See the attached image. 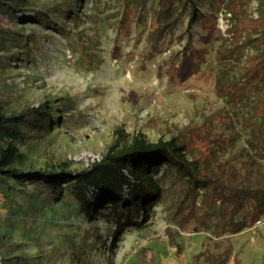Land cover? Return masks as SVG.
Here are the masks:
<instances>
[{
    "label": "rangeland",
    "instance_id": "1",
    "mask_svg": "<svg viewBox=\"0 0 264 264\" xmlns=\"http://www.w3.org/2000/svg\"><path fill=\"white\" fill-rule=\"evenodd\" d=\"M159 0H30L10 21L1 5L9 108L49 106L52 128L16 144L23 171L72 172L143 135L156 143L180 137L188 157L264 164V82L250 78L264 51V0H197L158 42L149 38ZM191 38V39H189ZM0 195V261L17 264H264V219L230 235L215 219L179 224L173 194L151 208L142 227L114 236L110 204L91 219L68 184L56 195L35 182ZM202 200V198L200 199ZM202 220V219H201ZM167 229L183 248L172 245ZM243 255V258H241Z\"/></svg>",
    "mask_w": 264,
    "mask_h": 264
},
{
    "label": "trees",
    "instance_id": "2",
    "mask_svg": "<svg viewBox=\"0 0 264 264\" xmlns=\"http://www.w3.org/2000/svg\"><path fill=\"white\" fill-rule=\"evenodd\" d=\"M29 2L0 0V4L8 6L3 13L10 21L22 17ZM188 8H191L190 33L200 18L197 0H159L149 38L160 41ZM11 32L0 22V52L5 49V37ZM6 59L0 54V195L9 197L16 191L10 180L19 184L35 182L56 195L69 183L70 195L91 219L97 210L111 205V217L116 223L114 236L128 225L141 228L142 222L148 221L153 205L166 202L172 194L171 217L179 224L197 219L202 211L199 222L204 228H210L206 222L215 219V228L224 226L230 235H237L264 219V164L261 161L253 159L238 166L231 160L189 158L180 137L153 143L143 135L134 136L130 143L111 149L101 162L81 172H72L67 165L58 171L28 172L13 166L12 161L24 158L16 144L42 136L55 120L47 105L9 108L3 92L7 81ZM255 66L250 78L264 82V51ZM166 233L181 254L183 248L175 241L173 231L167 229ZM233 251L232 244L219 256L205 250L194 261L204 259L209 264H229ZM26 262L20 257L17 264Z\"/></svg>",
    "mask_w": 264,
    "mask_h": 264
},
{
    "label": "built area",
    "instance_id": "3",
    "mask_svg": "<svg viewBox=\"0 0 264 264\" xmlns=\"http://www.w3.org/2000/svg\"><path fill=\"white\" fill-rule=\"evenodd\" d=\"M103 160V156H91L87 160V166L90 167L92 164L99 163ZM261 222V221H260Z\"/></svg>",
    "mask_w": 264,
    "mask_h": 264
},
{
    "label": "crops",
    "instance_id": "4",
    "mask_svg": "<svg viewBox=\"0 0 264 264\" xmlns=\"http://www.w3.org/2000/svg\"><path fill=\"white\" fill-rule=\"evenodd\" d=\"M241 258H243V255H241ZM242 262H243V261L241 260V264H242Z\"/></svg>",
    "mask_w": 264,
    "mask_h": 264
}]
</instances>
